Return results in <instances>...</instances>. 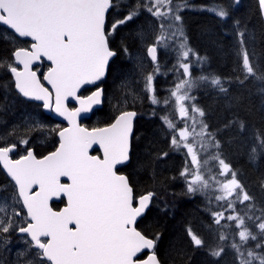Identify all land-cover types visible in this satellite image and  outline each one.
Wrapping results in <instances>:
<instances>
[{
	"label": "snow or ice",
	"instance_id": "obj_1",
	"mask_svg": "<svg viewBox=\"0 0 264 264\" xmlns=\"http://www.w3.org/2000/svg\"><path fill=\"white\" fill-rule=\"evenodd\" d=\"M240 2L231 0L232 5ZM258 4L264 16V0H258ZM118 7L119 0H0V26L11 30L16 38H30L28 46L13 49L9 60H0V69L11 74L10 82L19 95L42 102L43 109L68 122L67 127L57 125L49 130L59 137L58 146L42 158H37L31 147H27L26 135L21 136L18 143H0V168L10 177L14 189L11 203L8 197L0 196V245L10 232L22 235L27 247L18 253L15 264H162L157 253L159 233L149 237L136 227L138 218L146 213L157 194L153 191L138 193L129 176L122 173V168L133 159L137 111L118 104L116 114L104 127L88 129L79 123L82 113H90L95 105L104 102L105 92L98 82L109 74L110 61L117 55L110 46L111 38L143 9L156 18L160 31L154 42L146 46L147 57L154 65L152 71L145 70L142 60L135 65L143 79L141 91L152 104L171 106L173 113L183 121V126L178 127L174 119L161 117L168 129L170 147L176 151L186 150L182 152L185 165L180 175L187 193L207 194L209 190L219 193L214 199L224 202L220 204L223 210L209 209L214 224L239 230L236 233L239 243L233 240L224 244L228 236L219 232L218 240L222 243L209 252L219 258L225 247H230L237 264H264V251H256L264 249V208L256 209L254 203L245 204L254 197L223 158L222 144L217 138V133L223 129L209 131L203 120L205 112L192 103L196 99L192 95L195 87H210L225 94L228 89L219 76H193L190 54L196 56L197 65H202L207 58L187 46L179 15L188 7L186 0H137L126 15L109 21V11ZM207 10L221 20L229 16L222 5ZM239 23L235 21L236 25ZM246 31V28H236L237 55L242 57L243 78L236 77L240 84L249 77L264 80L250 61ZM137 35L143 40V32ZM177 37L182 38L177 63L173 66L178 79L169 90V97L161 101L154 84L160 73L157 51L159 47H169ZM122 51L131 58L126 45ZM252 55H255L254 50ZM45 61L47 70L41 71L40 65ZM91 85L96 89L90 95H80L81 89ZM121 89L125 93V104L129 97L133 104L140 98L126 79H122ZM70 101H75L78 107H70ZM236 123L229 121L224 128ZM244 127L243 122H239L241 131ZM33 128L43 130L44 125L35 122L28 131ZM8 135H16V130ZM255 140L257 144L250 153L252 159L258 151L264 153V135L256 134ZM21 144L26 146L25 154L13 158L11 154ZM93 146H98L100 155L90 154ZM167 155V152L162 153V156ZM212 161L218 167L215 173L210 167ZM221 176L223 180L218 179ZM261 187L264 188V183ZM53 201H62L64 207L54 209ZM237 203L245 206V215L237 212ZM256 211L260 215H256ZM246 219L258 231H252ZM222 220L235 224L221 225ZM186 231L196 247L205 245L191 226ZM249 241H256L255 248L248 246Z\"/></svg>",
	"mask_w": 264,
	"mask_h": 264
},
{
	"label": "trees",
	"instance_id": "obj_2",
	"mask_svg": "<svg viewBox=\"0 0 264 264\" xmlns=\"http://www.w3.org/2000/svg\"><path fill=\"white\" fill-rule=\"evenodd\" d=\"M136 3L137 0H119V7L111 9L108 14L109 21L126 15L129 7ZM186 3L188 7L180 11L179 15L182 17L181 24L187 38V46L191 47L194 53L207 58L202 65H197L196 56L191 54L195 57L191 59L194 63L193 76H219L228 89L225 94L210 87H195L192 95L196 99L192 103L205 112L203 120L208 124L209 131L223 129L217 133V138L222 144L223 158L236 171L237 178L248 193L254 197L252 202L245 204L254 203L256 209H262L264 153L258 151L255 159L250 157V153L252 147L257 144L256 134L264 135V80L249 77L240 84L236 79L237 76L243 78L240 71L242 57L237 55L239 48L237 27L246 28V37L249 39L246 47L250 53V61L254 63L258 75L264 76V21L259 11L258 0H241L239 5H232L231 0H186ZM217 5H222L229 11L227 19L221 20L212 11L207 10ZM143 12L141 9L139 16ZM139 16L129 21L127 25H122L111 38L110 46L117 52V56L111 63L107 81L103 83L106 103L99 111L96 121H90L87 127H104L115 115L109 110L108 101L109 99L116 101L120 97L119 82L123 75L119 79L117 76L126 69V66L124 69L123 66L129 64V56L122 51V47L126 45L130 51L137 46V41H134L136 37L129 33L135 29L133 24ZM235 21H239V25H236ZM3 31V27L0 26V60H9L16 46L3 37ZM119 38L122 39V43H119ZM23 44L29 42L23 41ZM177 57L176 53L165 63L160 57L158 59L160 73L155 77L154 84L157 97L161 101L169 97V90L178 79V73L173 71ZM47 66L43 64L40 68L47 69ZM10 81L11 74L6 69H0V123H3L2 119L6 120L12 116L14 108L16 114L32 106L39 108V111L41 109L39 105L23 100ZM89 91L85 90L84 94ZM137 111L139 117L132 141L133 159L128 166L122 168V173L129 176L138 193L153 191L157 194L146 216L139 222L138 229L149 237L159 233L157 253L162 264H237L235 253L230 247H225L219 258L210 254V248L222 243L218 240L219 232H224L228 236V241L223 242L224 244L233 240L239 243V237L236 235L239 230L234 226L222 228L214 224L209 209L223 210L220 204L224 202H217L214 199L219 193L212 190L207 194L187 193L184 178L180 175L185 165V156L182 154L185 150L176 151L170 147L168 129L161 117L168 116L177 123L183 121H180L178 114L173 113L171 106H165L163 103L154 105L146 99L137 107ZM229 121L237 123L225 129L224 125ZM239 122H243L245 126L243 131L239 128ZM57 144L55 138L50 139L48 144L39 143L34 146L35 154L42 157L54 151ZM164 152L168 155L162 156ZM210 167L213 173L218 171L215 161L210 163ZM7 183L9 180L0 168V187ZM59 206L53 204L54 208ZM235 206L240 215H245L247 210L243 204L237 203ZM256 215H260V212L256 211ZM224 224L234 225L235 222L222 220L221 225ZM246 224L252 231H258L251 221L246 219ZM189 226L204 239V246L198 248L191 243L186 231ZM255 244L256 241H249L248 246L255 248Z\"/></svg>",
	"mask_w": 264,
	"mask_h": 264
},
{
	"label": "rangeland",
	"instance_id": "obj_3",
	"mask_svg": "<svg viewBox=\"0 0 264 264\" xmlns=\"http://www.w3.org/2000/svg\"><path fill=\"white\" fill-rule=\"evenodd\" d=\"M165 23L167 24L168 22L165 21ZM133 26L135 29L131 30L129 34L137 38V39L134 38L135 39L134 41H137V46L129 51L131 53V58L129 57V64L127 63L123 66V69L125 68V66L126 69L123 72H119L117 78L119 79V77L123 75L122 79H126L129 82L131 89L136 91L140 96V98L133 104L131 98L129 97L128 103L125 104L123 100L125 93L121 89V87H119V91L121 92L120 97L116 101L111 99H109L108 101L110 108L109 110H111L115 114L117 112L116 105L118 104L121 108L133 109L137 111V107H139L144 102L145 99L151 103V101L146 98V94H144L141 91L143 88V79L141 74L138 71H136L135 65L136 63H139L142 60L145 66V70L148 72L152 71L154 65H152L151 60L149 59V57H147L146 46L154 42L155 36L160 31L159 24L156 21L155 17L151 16L149 12L144 10L141 16H139V18L135 21ZM3 29H4L2 33L3 37L6 40L11 41L16 47L28 46V44H23V41L16 38L15 35L11 33L9 30H7L4 27ZM139 32H143L144 34L143 40H141L140 36L137 35V33ZM119 37H121V35H119ZM181 39L182 38L179 37L175 38V41L171 43L169 47H159L157 51L158 59L160 57L163 60V63H165L168 62L173 55L175 56L176 53L179 55L178 47ZM118 40L119 43H122L121 38H119ZM129 41L130 43H132L131 39ZM194 58L195 57L190 54L189 59L191 60ZM46 70L47 69L45 68L44 69L41 68V71H46ZM119 85L121 86V82H119ZM105 101H106V96H105ZM105 101L104 104L106 103ZM31 103L36 104L34 102ZM15 109L16 108H14L13 110L14 113L12 114V116L9 117V119L6 118V120L5 119L1 120L3 121V123H0V137H3V140L0 141L2 143L3 142L18 143L20 137L23 135H26L27 138L29 139V144L27 147H31V148H34V146L39 143L48 144L50 142V139L53 138L57 140V135L54 132H50L49 130L56 128L57 125H59L60 127L63 126L60 123H57L51 120L50 118L46 117L44 113H42L43 111L41 112L42 108L39 111V108H37L36 106H32V108L20 110L19 114L15 113ZM98 113L100 112L98 111ZM97 117H93L92 120L95 122ZM35 122H39L40 124H43L44 129L40 130L38 128H33L31 131H28V127L34 124ZM188 123L190 124L191 121H189ZM177 126L182 127L183 123L182 122L177 123ZM13 130H16V135H8ZM25 147H26L25 145L22 144L19 145L18 151L16 152L14 158L18 159L21 155H24ZM218 179L223 180L224 177L221 176ZM13 191L14 189L12 183H10L9 180V183L0 187V196L8 197L9 203H11L10 198ZM16 207H19V205H16ZM228 214L229 213L226 211L225 215L227 216ZM7 237L8 239L5 240L2 245H0V264H15L18 257V253L24 250L27 247V245L24 243L21 234L10 232L9 234H7Z\"/></svg>",
	"mask_w": 264,
	"mask_h": 264
},
{
	"label": "water",
	"instance_id": "obj_4",
	"mask_svg": "<svg viewBox=\"0 0 264 264\" xmlns=\"http://www.w3.org/2000/svg\"><path fill=\"white\" fill-rule=\"evenodd\" d=\"M111 11V10H110ZM110 11H109V13H110ZM262 18H263V21H264V16H262ZM4 27V26H3ZM5 28V27H4ZM10 32H11V30H9ZM14 34V33H13ZM15 35V34H14ZM18 39H20V40H25V41H29L30 42V38H18ZM117 56V55H116ZM116 56L113 58V60L116 58ZM158 56V55H157ZM149 59L151 60V58L149 57ZM113 60L112 61H110V66H111V63L113 62ZM45 64H47L48 65V62L47 61H45L44 62ZM42 65V64H41ZM40 65V66H41ZM109 75V74H108ZM108 75L106 76V78L104 79V80H102V81H100V82H98L99 83V86L100 87H102L103 89H104V92H105V88H104V86H103V83L108 79ZM86 89H92L91 90V92L92 91H94L95 89H96V86L95 85H91V86H86ZM85 89H81V92H80V95H82V92L84 91ZM91 92H89L87 95H90L91 94ZM18 93V92H17ZM19 94V93H18ZM21 96V95H20ZM84 96H86V95H84ZM22 97V96H21ZM24 100H26V101H29V102H34V103H36V104H39V105H41L42 106V102H39V101H31V100H27L26 98H24V97H22ZM104 101H105V98H104ZM71 106H76V107H78V105H76L75 104V101H70V107ZM103 107H104V102L102 103V104H100V105H95L94 107H93V110H92V112H90V113H82L81 114V117H80V119H79V123L81 124V126H83V127H86L84 124H83V122H88V121H90L93 117H94V115L99 111V110H101V109H103ZM129 110H133V109H129ZM42 111H43V113L46 115V116H48V117H50V119L51 120H53V121H55V122H57V123H60L61 125H64V127H67L68 126V122L63 118V117H59V116H57L55 113H53V112H49L48 110H46V109H43V107H42ZM136 111V110H135ZM138 113V112H137ZM137 119H138V115H137V117L135 118V121H134V129H133V136H134V134H135V124H136V122H137ZM86 128H88V127H86ZM88 129H92V128H88ZM57 139L59 140V137L57 136ZM97 147L98 146H93V149L91 150V153L90 154H93V152L94 151H97L98 152V154H95V155H100L101 153L97 150ZM33 151H34V148H31ZM17 152V150L15 151V152H13L12 154H15ZM11 154V155H12ZM34 154H35V151H34ZM49 154V153H48ZM48 154H46V155H48ZM36 155V154H35ZM46 155H44V156H46ZM37 158H42V157H37ZM128 166V165H127ZM126 167V166H125ZM124 168V167H123ZM1 170H2V168H1ZM2 172L5 174V176L10 180V177H8L7 176V174H6V172H4L3 170H2ZM123 174H125V173H123ZM126 175V174H125ZM62 179H66V178H62ZM59 202H61V201H53L52 202V206H53V204H55V203H59ZM151 206V205H150ZM64 207V205L61 207V208H63ZM60 208V209H61ZM150 208V207H149ZM149 208H148V210H149ZM148 210L146 211V213L142 216V217H140V218H138V221H137V225H136V227H137V229H138V224H139V222L146 216V214H147V212H148ZM139 230V229H138ZM140 231V230H139Z\"/></svg>",
	"mask_w": 264,
	"mask_h": 264
},
{
	"label": "flooded vegetation",
	"instance_id": "obj_5",
	"mask_svg": "<svg viewBox=\"0 0 264 264\" xmlns=\"http://www.w3.org/2000/svg\"><path fill=\"white\" fill-rule=\"evenodd\" d=\"M21 41H25V40H21ZM98 112H97V114H96V116L95 117H97L98 116ZM87 125V124H86ZM64 126V125H63ZM58 143V142H57ZM58 145V144H57ZM17 151H18V149H17ZM50 153V152H49ZM16 154V153H15ZM15 154H12V157L14 158L15 157ZM48 154V153H47ZM93 154H98V152L97 151H94L93 152ZM46 155V154H45ZM37 156V155H36ZM38 157V156H37ZM43 157V156H42ZM56 204H59L60 206L58 207V208H54V209H56V210H59L63 205H64V203L61 201V202H59V203H56Z\"/></svg>",
	"mask_w": 264,
	"mask_h": 264
}]
</instances>
